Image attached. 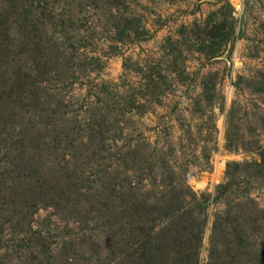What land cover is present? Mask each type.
<instances>
[{
  "label": "rangeland",
  "instance_id": "1",
  "mask_svg": "<svg viewBox=\"0 0 264 264\" xmlns=\"http://www.w3.org/2000/svg\"><path fill=\"white\" fill-rule=\"evenodd\" d=\"M0 264H264V0H0Z\"/></svg>",
  "mask_w": 264,
  "mask_h": 264
}]
</instances>
